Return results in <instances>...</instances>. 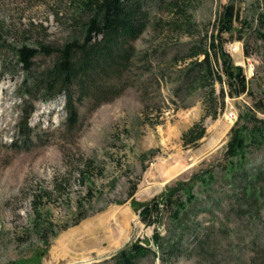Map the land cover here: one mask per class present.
<instances>
[{
    "label": "rangeland",
    "instance_id": "rangeland-1",
    "mask_svg": "<svg viewBox=\"0 0 264 264\" xmlns=\"http://www.w3.org/2000/svg\"><path fill=\"white\" fill-rule=\"evenodd\" d=\"M254 1L141 0L147 27L131 41L129 68L121 79L99 80L117 89L98 98L93 88L83 94L73 85L69 103L64 94L48 100L32 85L53 61L40 46H60L74 34L73 18L83 19L75 4L0 0V264H117L121 249L154 233L140 219L136 202L207 168L216 181L207 192L197 190L199 200L189 205L188 228L176 231L174 250L151 251L136 264L264 260L263 177L254 186L259 195L248 196V181L264 175V145L251 149L249 161L231 179L224 155L242 111L264 118L254 108L264 90L263 42L239 20L235 26L242 32L221 34L249 88L239 96L227 93L224 106L208 104V86L195 87L199 69L190 57L194 46L217 37L225 4L235 2L244 20ZM25 45L38 48L28 69L19 53ZM215 89L220 92L219 82ZM196 123L206 135L187 144L184 134ZM173 166L170 175L163 172ZM167 220L161 234L173 237Z\"/></svg>",
    "mask_w": 264,
    "mask_h": 264
},
{
    "label": "trees",
    "instance_id": "trees-1",
    "mask_svg": "<svg viewBox=\"0 0 264 264\" xmlns=\"http://www.w3.org/2000/svg\"><path fill=\"white\" fill-rule=\"evenodd\" d=\"M77 8L78 16L73 18L77 24L74 34L60 46L49 49V46L41 45L45 53L53 56L52 63L45 68L40 77L34 78L33 89L43 91L46 99L65 93L68 102L71 103L72 93L70 86H76L80 91L88 93L87 89L93 88L92 95L98 97L101 92L110 93L117 89V86L108 88L101 85L99 80L108 82L112 79H121L129 68V61L132 51L135 50L131 41L139 37L147 27V14L142 12L141 0H72ZM176 9L179 3L174 2ZM250 14L247 18L241 19L239 8L235 2H228L224 5L222 12L218 15V34L215 39L205 46H194L190 57L193 58V65L199 69L197 76H194L195 87L200 85L209 87L211 96L208 104L220 101L225 105V96H239L245 92L249 93L248 79L241 65L235 64L230 53L225 50L221 34L242 32L241 28L235 26L236 21L244 25V31H248L256 40H261L264 45V0H256L251 3ZM179 13L182 11L178 10ZM142 14V18L138 14ZM87 15V16H84ZM179 24L174 23L177 27ZM78 27V28H77ZM78 31V32H77ZM81 32V33H80ZM80 33V34H78ZM243 39L244 36H239ZM217 39V40H216ZM20 59L25 67L31 68L33 57L38 53V48L23 46L19 49ZM221 84L220 92L217 93L215 84ZM229 90L226 92L223 84ZM105 89V90H104ZM100 91V92H99ZM32 95L31 90H27ZM115 95V94H114ZM35 97V96H34ZM101 97V95H100ZM99 98V97H98ZM256 112L264 113V90L260 97L254 98ZM71 120L76 117V108L72 105ZM215 111L210 115L216 116ZM27 120L25 123L27 124ZM206 135L205 127L200 123L193 125L185 134L187 144L196 143ZM264 145V118L258 117L256 113L242 111L236 120V124L230 132V140L225 151V171L227 177L244 168L249 161L252 148H260ZM264 187V175L258 173L248 181L250 191L248 196L254 195V186L258 181ZM216 181L215 174L207 169L194 173L189 179L177 181L154 198L145 202H136L140 219L145 225L153 226L154 233L150 238L142 241H134L119 251L117 264H136L143 256L151 251L157 254L159 251L168 252L175 248L174 238L177 230L184 232L188 228L185 222V215L190 204L199 200L198 191H208ZM262 193V191H260ZM259 195V193H255ZM167 218V230L173 232V237H166L161 234V227ZM186 225V226H185ZM153 243L158 250H154ZM10 264H24L20 261H13ZM31 264H40V261H33ZM264 264V260L259 263Z\"/></svg>",
    "mask_w": 264,
    "mask_h": 264
},
{
    "label": "bare ground",
    "instance_id": "bare-ground-1",
    "mask_svg": "<svg viewBox=\"0 0 264 264\" xmlns=\"http://www.w3.org/2000/svg\"><path fill=\"white\" fill-rule=\"evenodd\" d=\"M174 166L172 168H167L165 169L163 172L166 174V175H170L171 174V171L173 170ZM176 168V167H175Z\"/></svg>",
    "mask_w": 264,
    "mask_h": 264
},
{
    "label": "built area",
    "instance_id": "built-area-1",
    "mask_svg": "<svg viewBox=\"0 0 264 264\" xmlns=\"http://www.w3.org/2000/svg\"><path fill=\"white\" fill-rule=\"evenodd\" d=\"M230 115L232 116V115H234L232 112H230Z\"/></svg>",
    "mask_w": 264,
    "mask_h": 264
}]
</instances>
